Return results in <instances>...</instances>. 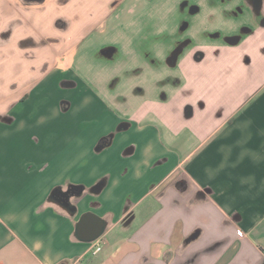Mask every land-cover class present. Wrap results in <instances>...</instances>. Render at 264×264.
Segmentation results:
<instances>
[{"label": "crops", "instance_id": "1", "mask_svg": "<svg viewBox=\"0 0 264 264\" xmlns=\"http://www.w3.org/2000/svg\"><path fill=\"white\" fill-rule=\"evenodd\" d=\"M114 1L0 0V264H264V0L201 1L239 17L201 72L193 37L126 48Z\"/></svg>", "mask_w": 264, "mask_h": 264}, {"label": "rangeland", "instance_id": "2", "mask_svg": "<svg viewBox=\"0 0 264 264\" xmlns=\"http://www.w3.org/2000/svg\"><path fill=\"white\" fill-rule=\"evenodd\" d=\"M121 1V0H120ZM202 0H125L124 2H119V0H115L113 2V6H118L122 5V8L120 9L121 11L125 10L123 17L125 20H127L126 25L124 26V32L125 34H121V38L126 39L125 41L121 40V42L125 43V47L128 48L130 46H135V45H141V47L144 49L147 47L148 49V54L155 53L150 49V44H152L153 41L157 40L163 43V46L165 47L166 44L168 43H177L176 40H187L189 38H192L191 40L193 45H190V49H196L195 52L191 55L190 61L192 63H196L199 61H202L205 57V52L201 51V49L208 47L212 49V53L216 51L215 47L217 43L221 39H225L226 36L232 38L236 36L239 32L238 29V21L239 17L235 15L234 13H225L221 9V7H225L228 5H233L232 3L229 4L228 2H225L224 4L222 3V6L219 7H211L209 5L203 4L201 2ZM206 2L208 0H205ZM197 7L196 10H191L192 7ZM224 9V8H223ZM185 10L189 13H185ZM210 10H214V13H210ZM229 10L228 8L225 9V11ZM235 10V9H232ZM200 11L199 16L203 17V30L200 28H197L199 26H196L197 23L195 24V27H191V18L195 14H198ZM222 11V13H221ZM189 16V18H188ZM191 16V18H190ZM122 17V15L120 16ZM185 17V18H184ZM184 18V19H182ZM209 18H211L209 20ZM120 19V18H119ZM207 19V20H206ZM181 20H186V22L182 23ZM194 20V19H193ZM206 22V25L204 24ZM195 22V20L193 21ZM133 24L134 27H130L129 25ZM181 24V25H180ZM194 26V24H192ZM180 27V28H179ZM176 29V30H175ZM181 29V33L183 36L186 35L187 31H189V35L185 37H175L174 32H178V30ZM203 31V32H202ZM207 33V35H204ZM208 33L211 34H219L218 38H214L211 36H208ZM106 38L107 33H105ZM217 37V36H216ZM112 38V35H111ZM181 38V39H180ZM90 40V39H89ZM83 44L79 54H78V59L76 60L77 63L80 64V59H84V61H88V58H93L92 62V71H95L94 76L96 75L97 78H99V83L104 84L106 86V91L110 92L111 94V85L117 81L114 74H111V81H108V84L106 85V82L108 80V77L106 75L100 74L99 72V67H98V61L100 56V46L97 43L89 42ZM178 40V42H179ZM175 41V42H174ZM195 43V44H194ZM220 43V42H219ZM118 44V43H117ZM116 44V45H117ZM120 45V44H118ZM179 46L178 44L175 45ZM184 47V46H183ZM105 49V46L103 47L102 50ZM111 49H109V52H111ZM192 51V50H191ZM200 51V52H199ZM176 53H179V58L181 60H184L185 57H183V52L181 53V50L176 51ZM170 65H174L176 61H173L169 59L167 61ZM64 63H61V66H64ZM177 64V63H176ZM123 66L122 62H115L114 67H120ZM197 68L195 70L201 72L203 70H215L212 66L207 68V65H204V63L199 62L198 65L196 66ZM176 68H170L168 70L165 69V72L169 71L171 74L175 75L176 77L173 78L177 79L175 85H179L180 81L183 79V77H179L178 74H174V70ZM196 71V72H197ZM167 74V73H165ZM180 74V72H179ZM103 75V76H99ZM61 76L59 74H54L52 77V83L50 84V93L47 95L48 100V107L45 109V115L49 116L50 118L56 116V111L58 108V104L62 100L63 97H69L76 103V107H78L76 110L72 111L69 115H61V117H77V115L80 112L79 105L81 103L82 99V91L80 89L74 90V89H69V88H63L60 85L61 82ZM214 79V76L212 77ZM188 79V78H187ZM192 82L190 83V86H192V89L196 92L195 97H199L201 94L198 93L200 86L198 84H201L198 82V80H194L193 77H191ZM190 79V80H191ZM198 79V78H197ZM186 80L184 77L183 82ZM194 81V82H193ZM196 81V82H195ZM186 83V81L183 84H180L181 87H184L183 85ZM108 86V87H107ZM201 98L202 95L200 96ZM189 109L185 110V113H189ZM200 116V115H199ZM202 116V113H201ZM189 118L185 120V123L182 124V126H178L180 129H182L183 132H187L188 127H187V122L190 119ZM177 127V128H178ZM177 128L174 129V133H177ZM165 142V147H170V143H168L166 140ZM141 145V144H140ZM172 148V147H171ZM170 149V148H169Z\"/></svg>", "mask_w": 264, "mask_h": 264}, {"label": "built area", "instance_id": "3", "mask_svg": "<svg viewBox=\"0 0 264 264\" xmlns=\"http://www.w3.org/2000/svg\"><path fill=\"white\" fill-rule=\"evenodd\" d=\"M100 250H101V247L100 246H97V248L95 249V252L94 253H98Z\"/></svg>", "mask_w": 264, "mask_h": 264}, {"label": "water", "instance_id": "4", "mask_svg": "<svg viewBox=\"0 0 264 264\" xmlns=\"http://www.w3.org/2000/svg\"><path fill=\"white\" fill-rule=\"evenodd\" d=\"M65 195V194H64ZM66 198H67V196H66Z\"/></svg>", "mask_w": 264, "mask_h": 264}]
</instances>
